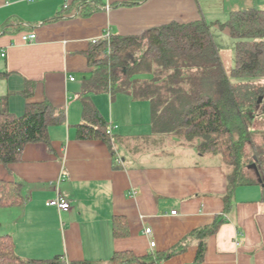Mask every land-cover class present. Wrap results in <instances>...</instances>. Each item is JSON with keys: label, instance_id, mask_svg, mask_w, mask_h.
I'll return each mask as SVG.
<instances>
[{"label": "crops", "instance_id": "obj_1", "mask_svg": "<svg viewBox=\"0 0 264 264\" xmlns=\"http://www.w3.org/2000/svg\"><path fill=\"white\" fill-rule=\"evenodd\" d=\"M83 3L93 8L87 15ZM249 8L264 9V0H0V98L16 116L27 102L46 100L65 115L48 127V144L27 143L18 161L0 164V179L19 182L23 197L0 206V235L11 236L20 258L101 264L116 251L143 256L181 243V252L154 264H264L262 185L238 184L227 208L228 169L220 157L191 147L170 152L173 136L153 138L148 100L90 93L107 124L116 125L111 146L76 136L93 40L107 31L139 36L174 21L224 22ZM213 29L218 45L231 38L227 28ZM24 32L35 38L23 41ZM57 188L70 202L67 211L46 204ZM114 217L122 219L115 234ZM215 221L197 262L199 238L190 233Z\"/></svg>", "mask_w": 264, "mask_h": 264}, {"label": "trees", "instance_id": "obj_2", "mask_svg": "<svg viewBox=\"0 0 264 264\" xmlns=\"http://www.w3.org/2000/svg\"><path fill=\"white\" fill-rule=\"evenodd\" d=\"M83 7L84 15L93 10L89 4L83 3ZM213 25L227 28L233 39L234 59L229 72L220 56ZM85 55L90 71L83 79L84 123L77 126L78 139L100 138L111 146V136L106 133L108 124L88 100V94L127 93L150 102L154 132L173 134L177 141L180 135L190 141L195 139L196 144L191 145L201 154L213 153L232 167L228 170L227 208L232 188L257 181L255 174L244 172L242 160L244 146L254 131L248 124L247 111L256 107L258 92L241 79L264 77V9L234 11L224 22L174 21L152 27L139 36L110 34L92 42ZM230 78H235L234 82ZM64 120V111L47 100L27 102L24 113L16 116L7 109L6 100L0 98V164L18 161L27 143L48 144V127ZM256 165L264 179L261 164ZM262 195L264 201V184ZM22 198L19 182L0 179V206L19 204ZM121 221L120 217L113 218L114 234ZM218 223L190 233L199 238L197 262L204 256L205 237L216 230ZM183 249L179 243L166 251L143 256L130 250L116 251L101 264L160 263ZM0 264L64 263L58 256L48 260L22 259L14 251L11 236L0 235Z\"/></svg>", "mask_w": 264, "mask_h": 264}, {"label": "rangeland", "instance_id": "obj_3", "mask_svg": "<svg viewBox=\"0 0 264 264\" xmlns=\"http://www.w3.org/2000/svg\"><path fill=\"white\" fill-rule=\"evenodd\" d=\"M220 36L223 37L222 32ZM231 41L233 42V39L228 38V37H225L222 41H220V48H221L220 56L222 58L223 64L227 72H229L233 64V59H234V53L232 52L231 43H230ZM148 77L149 76H145V78H148ZM230 80L234 82L235 78H230ZM241 80H243L242 81L243 83L250 86L252 90H255L256 92H258V99L261 97V101L258 100L256 107H254L253 109H250L251 112L247 111L249 113L246 116L248 120V124L250 125L251 129L254 131L250 134L251 141L247 142L246 145L244 146L243 150H244L245 157L242 160V163L244 166L243 168L244 172L249 175H254V171L252 170L253 168L250 167L251 164L253 163L257 164L259 162L262 166L261 169L264 172V77H257V78H253L250 80H247V79H241ZM135 100H139V99H135ZM154 133H155V136L153 138L155 140L161 137L160 136L161 133H158V132H154ZM166 135L167 133L164 134L165 137ZM168 135L174 136L173 134H168ZM179 137L180 139L178 141L176 139L170 141V147H171L170 152H172V148L173 149L175 148V151H177V149H182L180 147H191L192 149L196 148L191 145L192 143L194 145L196 144L195 139L192 140L193 141L192 142L190 140H187L184 136L180 135ZM149 143H153L155 147L159 148L157 146L156 141H150ZM250 146H252V148L254 147V149H252ZM166 147L169 148L168 145L165 146V148ZM196 150L198 153H200L198 148H196ZM163 152L164 154H166V152H169V151L165 150V151H162V153ZM256 153H259V157H255ZM221 161L223 165L226 166V168L229 171H231L232 167L230 165H226L223 162V159H221Z\"/></svg>", "mask_w": 264, "mask_h": 264}, {"label": "built area", "instance_id": "obj_4", "mask_svg": "<svg viewBox=\"0 0 264 264\" xmlns=\"http://www.w3.org/2000/svg\"><path fill=\"white\" fill-rule=\"evenodd\" d=\"M105 8L108 9L109 7L108 6H105ZM109 35H110L109 31H107L106 34L104 35V37H108ZM34 38H35V33L34 32H24V33H22V39L25 42H30ZM92 42L94 43V42H96V40H93ZM115 127H116V125L109 124L107 126V128H106V133L111 136V134L113 132V129ZM63 176L64 175H61V177H59V179L57 181V184H59V181L63 178ZM56 187H57V185H56ZM56 190L58 191L57 194H56V196L53 197V198H51V199H49L46 202V204L47 205H50V206L56 207L59 211H67V210H69V208H70V202H69V200L60 193V191H59L58 188ZM175 213H176L175 210L171 211V214H175ZM145 233H146V235H150L151 234V229L149 227H147L145 229ZM154 245H155V242L153 240L150 241V247H154ZM63 263L64 264H69L65 260L63 261Z\"/></svg>", "mask_w": 264, "mask_h": 264}, {"label": "water", "instance_id": "obj_5", "mask_svg": "<svg viewBox=\"0 0 264 264\" xmlns=\"http://www.w3.org/2000/svg\"><path fill=\"white\" fill-rule=\"evenodd\" d=\"M258 100L261 101V97H260ZM251 166H252V168H253V170H254V174H255V176H256V178H257V181H258L261 185H263V184H264V179H263V177H261L257 165H256L255 163H253V164H251Z\"/></svg>", "mask_w": 264, "mask_h": 264}, {"label": "flooded vegetation", "instance_id": "obj_6", "mask_svg": "<svg viewBox=\"0 0 264 264\" xmlns=\"http://www.w3.org/2000/svg\"><path fill=\"white\" fill-rule=\"evenodd\" d=\"M250 167H252V166H250Z\"/></svg>", "mask_w": 264, "mask_h": 264}]
</instances>
